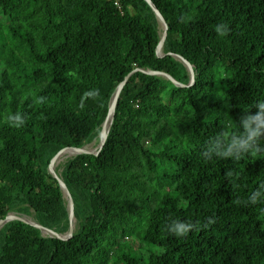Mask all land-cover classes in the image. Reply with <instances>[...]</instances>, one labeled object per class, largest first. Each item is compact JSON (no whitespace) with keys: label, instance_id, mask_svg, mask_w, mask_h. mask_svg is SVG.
Instances as JSON below:
<instances>
[{"label":"trees","instance_id":"obj_1","mask_svg":"<svg viewBox=\"0 0 264 264\" xmlns=\"http://www.w3.org/2000/svg\"><path fill=\"white\" fill-rule=\"evenodd\" d=\"M151 2L167 24L162 57L144 0H0V220L19 213L67 232L49 162L99 136L130 74L100 153L55 168L74 201L71 239L10 221L0 264H264V135L229 151L247 140L242 114L264 101V0ZM175 55L193 66L192 85L134 72L187 85ZM89 90L98 95L83 98ZM17 112L19 128L8 121ZM175 220L191 228L172 233Z\"/></svg>","mask_w":264,"mask_h":264},{"label":"water","instance_id":"obj_2","mask_svg":"<svg viewBox=\"0 0 264 264\" xmlns=\"http://www.w3.org/2000/svg\"><path fill=\"white\" fill-rule=\"evenodd\" d=\"M152 9V11L154 12L157 20L159 21L161 27H162V35H161V39L156 47V54L158 57H162L164 54L162 52V47H163V44H164V41H165V38H166V35H167V24L165 22V20L163 19L162 15L160 14V12L157 10V8L153 5V3L151 2V0H144ZM175 58L178 59L179 61H181L185 67L187 68L188 72H189V75H190V81L187 85H183L181 83H179V81L176 79V77L168 72H165V71H158V70H142V69H137L135 70L134 72H140L142 74H147V75H156V76H162L168 80H172L174 81V83L179 86V87H184V86H190L194 83V70H193V66L191 65V63L183 58L182 56L180 55H175ZM130 76L127 75L124 80L117 86L115 92L113 93L112 97H111V100H110V104H109V110H108V113H107V116L104 120V122L102 123V126H101V131L103 129V125L104 123L106 122L107 118L109 117V115H111V121H110V124L108 126V129H107V132L105 133L104 136H101V131H100V134H99V143H98V147H97V150L96 151H92V150H88L85 148V146L83 147H80V148H65L63 150H60L58 153H56L52 159L50 160L49 162V165H48V173L57 181L62 193H63V196L65 197V199L67 200V206H68V211H69V226H68V230L65 234H57L55 233L52 229H50L49 227L45 226V225H42L38 222L35 221V223H29L27 221H25L22 217H19L18 215H15L13 213H9L5 216L4 219L0 220V228L2 226H4L6 223L10 222V221H19V222H22L28 226H31L35 229H38L42 235L44 236H47V237H50L58 242H67L71 239L72 237V233H73V229H74V225H75V216H74V201H73V198L71 196V193L69 192L68 188L65 186L64 182L62 181V179L59 177V175L56 173L55 171V167H54V159L63 151L67 150V149H71V150H76L77 152L75 153V155H79V154H94V155H97L100 153V151L102 150L103 146H104V143H105V139L107 137V133L110 129V125H111V122H112V118H113V113H114V109H115V106H116V102H117V98H118V95L124 85V83L126 82V80L128 79V77ZM74 155V156H75ZM59 236H63L64 238L62 237H59Z\"/></svg>","mask_w":264,"mask_h":264},{"label":"clouds","instance_id":"obj_3","mask_svg":"<svg viewBox=\"0 0 264 264\" xmlns=\"http://www.w3.org/2000/svg\"><path fill=\"white\" fill-rule=\"evenodd\" d=\"M214 30L218 35L224 36L227 35L228 26L224 23H220L215 26ZM97 95L98 92L96 90H89L84 92L83 98H94ZM83 98L81 107L83 106ZM42 101V97L37 100L38 103ZM256 109L257 111L255 113H243L239 120V124L242 125L245 129L247 140L241 141L239 143H233L229 151L244 147H250L252 143H255L259 140L261 135H264V101H260L259 103H257ZM8 121L10 126L17 128L21 127L25 123L24 118L19 112L11 114L8 117ZM257 152H259V150H257ZM259 194L260 193L258 191L253 193V196L251 197L253 203H257L256 197ZM190 228V223L175 220L169 226L168 230L177 235H184L189 231Z\"/></svg>","mask_w":264,"mask_h":264},{"label":"rangeland","instance_id":"obj_4","mask_svg":"<svg viewBox=\"0 0 264 264\" xmlns=\"http://www.w3.org/2000/svg\"><path fill=\"white\" fill-rule=\"evenodd\" d=\"M8 80V77H7V79H6V81ZM164 103H169V97L168 96H164L163 97V100H162ZM98 143H99V136L97 137V138H95L91 143H89L88 145H86L85 146V148L86 149H88V150H92V151H96L97 150V147H98ZM74 156V155H73ZM72 156V157H73ZM118 157H119V159H121L122 157H123V154L122 153H119L118 154ZM71 158V157H70ZM65 161V160H64ZM64 161H62V162H64ZM59 165V164H58ZM57 165V166H58ZM56 166V167H57ZM55 167V168H56ZM13 214H15V215H18L19 217H22V218H27V219H32V220H34L33 219V217L32 216H30V215H23V214H19V213H13ZM35 221V220H34ZM129 243H130V245L134 248V249H137V248H139L140 246H141V243H140V241H139V239H137V233H133V234H131V236H129L128 237V240H127Z\"/></svg>","mask_w":264,"mask_h":264},{"label":"bare ground","instance_id":"obj_5","mask_svg":"<svg viewBox=\"0 0 264 264\" xmlns=\"http://www.w3.org/2000/svg\"><path fill=\"white\" fill-rule=\"evenodd\" d=\"M111 121V115H109V117L107 118L106 122L103 125V129L101 131V136H104L105 133L107 132L108 126L110 124ZM105 128V130H104ZM77 151L76 150H68L66 152H63L61 154H59L55 159H54V167H56L58 164H60L62 161L66 160L67 158L72 157L73 155H75ZM25 221L29 222V223H35L34 220L32 219H27V218H23ZM64 238L63 236H59Z\"/></svg>","mask_w":264,"mask_h":264}]
</instances>
